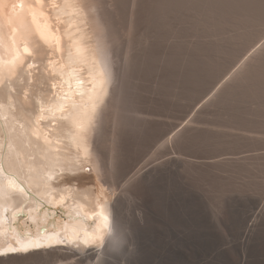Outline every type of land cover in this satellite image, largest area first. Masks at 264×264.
Returning a JSON list of instances; mask_svg holds the SVG:
<instances>
[{
    "label": "bare ground",
    "instance_id": "6f19581e",
    "mask_svg": "<svg viewBox=\"0 0 264 264\" xmlns=\"http://www.w3.org/2000/svg\"><path fill=\"white\" fill-rule=\"evenodd\" d=\"M124 3L0 0V264L116 263L130 234L124 202L170 177L194 139L187 128L161 137L171 150L155 170L119 185L128 142L152 131L142 95L187 93L194 55L204 53L196 64L210 74L248 44L251 55L209 98L229 130L264 134V0H128L125 15ZM140 16L166 53L143 42ZM197 26L218 43L193 46Z\"/></svg>",
    "mask_w": 264,
    "mask_h": 264
},
{
    "label": "rangeland",
    "instance_id": "374dc122",
    "mask_svg": "<svg viewBox=\"0 0 264 264\" xmlns=\"http://www.w3.org/2000/svg\"><path fill=\"white\" fill-rule=\"evenodd\" d=\"M127 7L125 0L124 15ZM147 21L140 16L138 30L148 34L147 40L142 36L143 42L166 53L167 41L157 38L158 30ZM204 33L201 26L192 28L193 46L218 43ZM247 55L251 53L244 44L231 57L218 59L210 74L202 73L196 64L204 53L194 55L195 78L183 95L173 89L172 97L168 93L162 98L152 89L145 91L147 85L143 87L142 121L152 131L141 130L128 142L119 185L155 170L161 156L171 150L161 139L172 131L190 129L194 139L186 156L175 154L170 177H157L153 186L139 194V201L124 202L122 213L130 234L123 236L121 249H113L115 264H264V134L250 127L229 130L222 111L210 100ZM165 74L160 69L145 83L154 85L153 80Z\"/></svg>",
    "mask_w": 264,
    "mask_h": 264
}]
</instances>
